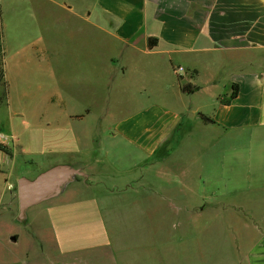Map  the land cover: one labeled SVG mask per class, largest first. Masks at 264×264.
<instances>
[{
	"label": "rangeland",
	"instance_id": "1",
	"mask_svg": "<svg viewBox=\"0 0 264 264\" xmlns=\"http://www.w3.org/2000/svg\"><path fill=\"white\" fill-rule=\"evenodd\" d=\"M47 5L1 2L0 133L14 135L16 146L0 158V264H248L264 237V138L231 131L212 144V131V143L195 154L173 132L151 156L124 127L145 131L188 113L196 132L193 111L211 115L214 92L181 94L167 66L121 51L70 10L49 5L61 11L56 26ZM64 147L80 163L92 161L100 182L76 176L17 222L18 179L64 163Z\"/></svg>",
	"mask_w": 264,
	"mask_h": 264
},
{
	"label": "crops",
	"instance_id": "2",
	"mask_svg": "<svg viewBox=\"0 0 264 264\" xmlns=\"http://www.w3.org/2000/svg\"><path fill=\"white\" fill-rule=\"evenodd\" d=\"M2 1L0 24L1 36H4ZM84 1L85 4L76 9L70 1L46 0L48 9L45 17L47 20L51 18L61 28V11L52 13L50 6L65 13L70 10L90 26L91 32L103 33L121 51L132 49L148 57L150 62L158 63V67L167 66L181 94L184 93L180 91V84L188 83L198 87L189 95L209 90L214 92V112L211 115L202 113L198 107L193 111V116L197 117L196 132L188 122V113H179L166 120L159 118L158 128L155 124L145 131L141 129L139 132L135 125L127 124L124 127L127 138L133 140L138 135V140L144 141L151 156L170 141L173 132L178 134V145L189 146V153L195 154L205 152L206 149H202L206 146L205 142L212 143V131L215 133L212 144L219 136L231 131L251 132L253 139L264 138V0ZM150 38L157 40L151 49L147 44ZM0 55L1 83L4 67L2 46ZM111 62L114 63V60ZM116 65L124 73L125 66L118 61ZM178 68H181L180 74ZM233 86L236 94L230 99ZM199 114L212 119L214 124L204 123ZM61 141L66 146V139H58V142ZM15 146L16 143H9L8 150L13 152ZM59 153L65 158L61 161L64 163L47 162V169L55 165H69L85 174L86 185L100 182L92 161L80 163L76 151L66 147ZM48 156L56 154L48 152ZM7 158L10 159L9 155ZM5 161L0 159V163ZM127 182L121 185L129 187ZM248 264H264V237L250 247Z\"/></svg>",
	"mask_w": 264,
	"mask_h": 264
},
{
	"label": "water",
	"instance_id": "3",
	"mask_svg": "<svg viewBox=\"0 0 264 264\" xmlns=\"http://www.w3.org/2000/svg\"><path fill=\"white\" fill-rule=\"evenodd\" d=\"M76 176L85 174L69 165L52 166L34 178L21 177L17 181L18 214L16 221L21 223L27 218L30 208L59 197L66 186L74 182ZM17 235L9 236L11 243H16Z\"/></svg>",
	"mask_w": 264,
	"mask_h": 264
},
{
	"label": "trees",
	"instance_id": "4",
	"mask_svg": "<svg viewBox=\"0 0 264 264\" xmlns=\"http://www.w3.org/2000/svg\"><path fill=\"white\" fill-rule=\"evenodd\" d=\"M1 22V21H0ZM0 38H1V24H0ZM157 40L154 38H150L148 40V48H153L156 45ZM180 91L184 94H192L194 92H196L198 90V87L193 86L191 84H180ZM236 94V88L235 86H233V93L230 96V99H233L235 97ZM228 101H225L224 103H227ZM200 119L204 122V123H208V124H214V121L206 116H203L201 114H199Z\"/></svg>",
	"mask_w": 264,
	"mask_h": 264
},
{
	"label": "built area",
	"instance_id": "5",
	"mask_svg": "<svg viewBox=\"0 0 264 264\" xmlns=\"http://www.w3.org/2000/svg\"><path fill=\"white\" fill-rule=\"evenodd\" d=\"M177 71H181V68H178ZM12 137L0 133V158L8 157L7 150L9 148L10 140Z\"/></svg>",
	"mask_w": 264,
	"mask_h": 264
}]
</instances>
